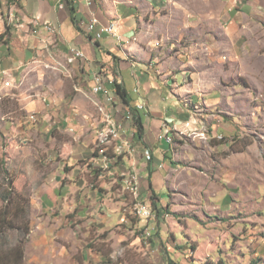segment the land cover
Segmentation results:
<instances>
[{
  "label": "rangeland",
  "instance_id": "1",
  "mask_svg": "<svg viewBox=\"0 0 264 264\" xmlns=\"http://www.w3.org/2000/svg\"><path fill=\"white\" fill-rule=\"evenodd\" d=\"M146 21L190 121L154 197L136 143L61 64L2 81L0 250L23 264H264V0H166Z\"/></svg>",
  "mask_w": 264,
  "mask_h": 264
},
{
  "label": "crops",
  "instance_id": "2",
  "mask_svg": "<svg viewBox=\"0 0 264 264\" xmlns=\"http://www.w3.org/2000/svg\"><path fill=\"white\" fill-rule=\"evenodd\" d=\"M165 1L0 0L1 91L10 94L13 89L3 88L2 81L8 80L18 89L30 83L42 65L61 64L69 77L77 78L74 89L80 96H89L93 104H102L103 112L112 113L114 125L122 128L115 139L136 143L133 152L137 153L138 172L145 175L150 171L154 185L159 168L164 166L162 159L170 152L169 132L190 125L186 105L177 98L181 94L179 80L171 82L157 52L155 44L162 30L156 22L146 21L148 14L158 15ZM93 19L98 27L113 24L115 36L103 33L94 40L93 33L84 29ZM97 76L105 91L96 94ZM114 81L125 89L130 107L115 95ZM133 114L140 119L141 134L136 132ZM148 152L155 162L151 169L142 156Z\"/></svg>",
  "mask_w": 264,
  "mask_h": 264
},
{
  "label": "trees",
  "instance_id": "3",
  "mask_svg": "<svg viewBox=\"0 0 264 264\" xmlns=\"http://www.w3.org/2000/svg\"><path fill=\"white\" fill-rule=\"evenodd\" d=\"M113 89L115 91V95L120 99V102L124 104V106H129V99L127 97L125 89L118 83L114 81L113 83ZM130 109V108H129ZM132 112V110L130 109ZM133 123L136 127V132L138 134L142 133L143 127L141 125L140 119L136 114H133L132 116ZM97 157V156H96ZM148 189L151 192V197H154V191L152 189V184L150 180V171H148ZM6 195V196H5ZM3 196H0V200L8 201L9 200V193L5 194ZM0 264H23V254L17 253L13 250H0Z\"/></svg>",
  "mask_w": 264,
  "mask_h": 264
},
{
  "label": "built area",
  "instance_id": "4",
  "mask_svg": "<svg viewBox=\"0 0 264 264\" xmlns=\"http://www.w3.org/2000/svg\"><path fill=\"white\" fill-rule=\"evenodd\" d=\"M85 1H88V0H85ZM97 25L98 24H97V21L95 19L91 20L86 25H84V29H85L86 33H88V34L93 33L94 40L99 39L102 36L103 33L111 34V35H114L115 36V33H109L108 32V26L107 27H98ZM71 51L74 53V55L76 57H80L81 56V53L80 52H77V51H74V50H71ZM95 83L96 84H95V87L93 89L94 92L100 93V92L105 91L103 89V86H102V78H100L99 76H97L96 79H95ZM121 129L122 128L120 127V129H119L120 134H121ZM146 211H147V216L149 217L150 216V212L147 209H146Z\"/></svg>",
  "mask_w": 264,
  "mask_h": 264
},
{
  "label": "bare ground",
  "instance_id": "5",
  "mask_svg": "<svg viewBox=\"0 0 264 264\" xmlns=\"http://www.w3.org/2000/svg\"><path fill=\"white\" fill-rule=\"evenodd\" d=\"M46 27V29H48V30H50L51 31V27L50 26H48V25H46L45 26ZM44 27V28H45ZM108 32L109 33H114V25L113 24H111L110 26H108ZM4 86H9V82H4ZM107 121H108V123H112V125H113V121H112V119H111V117L109 116V115H107ZM111 119V120H110ZM146 207H140L139 208V211H140V214H142L144 217H147L148 218V216H147V211H146V209H145ZM143 217V218H144Z\"/></svg>",
  "mask_w": 264,
  "mask_h": 264
}]
</instances>
